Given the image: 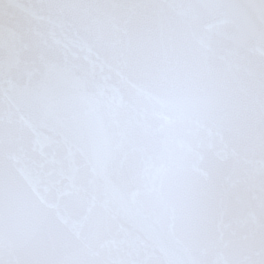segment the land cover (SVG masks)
I'll list each match as a JSON object with an SVG mask.
<instances>
[{
  "label": "snow or ice",
  "instance_id": "1",
  "mask_svg": "<svg viewBox=\"0 0 264 264\" xmlns=\"http://www.w3.org/2000/svg\"><path fill=\"white\" fill-rule=\"evenodd\" d=\"M0 264H264V0H0Z\"/></svg>",
  "mask_w": 264,
  "mask_h": 264
}]
</instances>
